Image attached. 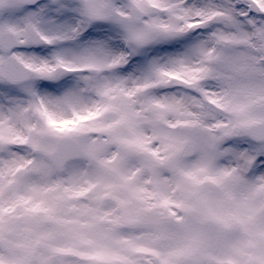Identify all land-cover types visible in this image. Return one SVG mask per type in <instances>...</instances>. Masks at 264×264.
I'll return each instance as SVG.
<instances>
[{"label":"rangeland","instance_id":"1","mask_svg":"<svg viewBox=\"0 0 264 264\" xmlns=\"http://www.w3.org/2000/svg\"><path fill=\"white\" fill-rule=\"evenodd\" d=\"M26 1L0 0V33L27 42L0 47V264H264V142L247 134L264 120V0L260 15L251 0ZM11 55L29 82L3 78ZM67 136L86 157L58 169Z\"/></svg>","mask_w":264,"mask_h":264},{"label":"water","instance_id":"2","mask_svg":"<svg viewBox=\"0 0 264 264\" xmlns=\"http://www.w3.org/2000/svg\"><path fill=\"white\" fill-rule=\"evenodd\" d=\"M32 3V2H31ZM251 9L260 13L259 7L252 3ZM163 8L154 7L153 13H161L163 12ZM132 18L136 21H141L145 18V13L138 8H133L131 10ZM30 36L33 41H37L35 33L33 30L30 31ZM0 44L3 45L6 49H12L14 47L22 45V43L17 40V38L11 33H4L0 36ZM31 77L30 71L22 66L15 59L10 58V61L7 63V68L5 70V78L11 82H20L27 80ZM250 135L257 140H264V122L260 124H255L249 127ZM195 153V142L189 141L183 151L180 154V157H191ZM84 156V152L81 149L80 145L71 138L61 139L58 143V148L56 152L53 154V162L57 164L59 167L64 166L68 161L81 158ZM174 225H177L175 220H172ZM207 226L211 233L214 232L215 224L213 221L208 220ZM178 264H200L197 260L193 258H186L179 262ZM210 264V263H209Z\"/></svg>","mask_w":264,"mask_h":264},{"label":"flooded vegetation","instance_id":"3","mask_svg":"<svg viewBox=\"0 0 264 264\" xmlns=\"http://www.w3.org/2000/svg\"><path fill=\"white\" fill-rule=\"evenodd\" d=\"M127 236H129V238H127ZM121 238H126L127 239V242L129 243V248L130 247H132V245H133V242H134V240L136 239V237L135 236H133V235H125V237H121ZM128 251H130V249L128 250Z\"/></svg>","mask_w":264,"mask_h":264},{"label":"bare ground","instance_id":"4","mask_svg":"<svg viewBox=\"0 0 264 264\" xmlns=\"http://www.w3.org/2000/svg\"><path fill=\"white\" fill-rule=\"evenodd\" d=\"M140 229L142 230V232H141L142 234L145 233L146 236H149V232L151 230L150 227L147 228V227L142 226V227H140Z\"/></svg>","mask_w":264,"mask_h":264}]
</instances>
